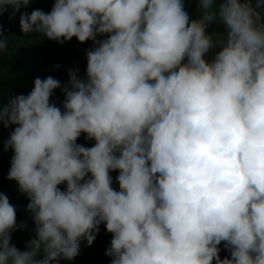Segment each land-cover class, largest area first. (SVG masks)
<instances>
[{
    "label": "clouds",
    "instance_id": "obj_1",
    "mask_svg": "<svg viewBox=\"0 0 264 264\" xmlns=\"http://www.w3.org/2000/svg\"><path fill=\"white\" fill-rule=\"evenodd\" d=\"M32 2L0 0V16ZM195 2L197 19L184 0L21 13L24 34L93 46L85 75L37 77L0 101V125L15 126L7 178L35 224L21 251L12 233L27 224L0 192V264L71 261L101 225L111 264H264V0ZM214 22L224 30L208 33ZM8 46L0 26V54Z\"/></svg>",
    "mask_w": 264,
    "mask_h": 264
},
{
    "label": "trees",
    "instance_id": "obj_2",
    "mask_svg": "<svg viewBox=\"0 0 264 264\" xmlns=\"http://www.w3.org/2000/svg\"><path fill=\"white\" fill-rule=\"evenodd\" d=\"M54 0H33L27 9H21L20 12L13 14L11 6L0 16V26L3 29L4 38L9 40L8 49L0 54V101L7 103L10 97L20 94L27 95L33 88L34 79H41L47 76H53L62 83L68 79L67 70L69 68H79L81 76L86 73V56L85 52L91 48L92 42L88 41L83 44L79 43L76 38L59 44L56 41H50L46 38H38L34 34H24L20 28V15L23 11L31 12L33 9L40 8L45 12L51 10ZM185 10L191 19H197L195 3L190 0H184ZM255 6V0H252ZM223 28V26H222ZM209 27L206 31H209ZM210 51L208 57L214 54ZM60 65L59 69H54V65ZM53 101L58 105L63 100V95L59 89L55 90ZM15 126L8 128L0 125V131L9 137V133ZM77 143L86 147H91L94 141L85 139L84 134L78 139ZM10 150H3V143L0 140V192H3L9 198L10 203L16 208L17 223H26L25 230H17L12 233V243L21 251L25 250L27 241L35 237V224L31 214L26 208L29 201L27 194L19 191L18 184L10 181L8 171L10 168ZM114 178L113 187L118 190V184L115 183V177L118 172H112ZM61 189L65 187L60 186ZM112 235L107 233L104 225L100 230L95 241L89 247L86 242L81 244L80 254L73 260L68 261L61 259L51 264H111V258L105 255L106 249L110 246ZM220 256L224 258L227 255L223 244L220 246ZM41 253L37 259H43Z\"/></svg>",
    "mask_w": 264,
    "mask_h": 264
},
{
    "label": "rangeland",
    "instance_id": "obj_3",
    "mask_svg": "<svg viewBox=\"0 0 264 264\" xmlns=\"http://www.w3.org/2000/svg\"><path fill=\"white\" fill-rule=\"evenodd\" d=\"M190 2H192V3H195V0H190ZM195 8H196V12H197V15L199 16L200 15V13L198 12V10H197V5H196V3H195ZM209 31H208V33H212V32H214V31H220V32H222L224 29L222 28V25H220V24H218V23H212L210 26H209ZM214 51H218V49H214ZM8 139V137L4 134V133H2L1 131H0V140L2 141V143L4 144V142L6 141ZM10 150V157L13 155V152H12V150L11 149H9ZM226 253H227V255H229V253H228V251L226 250L225 251Z\"/></svg>",
    "mask_w": 264,
    "mask_h": 264
}]
</instances>
